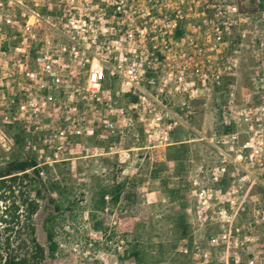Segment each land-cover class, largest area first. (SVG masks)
<instances>
[{"label": "rangeland", "instance_id": "374dc122", "mask_svg": "<svg viewBox=\"0 0 264 264\" xmlns=\"http://www.w3.org/2000/svg\"><path fill=\"white\" fill-rule=\"evenodd\" d=\"M229 1L239 5L242 15L225 54L237 48L238 66L193 103L190 128L172 132L171 145H187L180 165L166 160L173 156L171 145L147 143L138 122L108 140L96 136L64 144L55 140L52 145L46 130H28L19 119V101L9 96L4 79L7 61L22 39L19 24L25 17L19 4H0V10L18 15L15 27L0 23V163L31 158L45 168V198L34 222L39 242L48 247L44 222L57 212L49 197L58 195L63 206L58 214L57 264H126L121 257L135 242L156 264L232 263V249L228 253L226 245L217 246L215 240L236 214L239 225L251 220L259 192L252 175L257 173V159H264V6L255 0ZM124 181L137 194L135 201L105 213L97 210L101 191ZM49 182L56 183V192ZM233 190L238 192L231 194ZM92 211L96 220L108 221L107 233L94 229ZM122 211L135 218L129 241L116 231ZM181 214L189 225L184 240L178 230Z\"/></svg>", "mask_w": 264, "mask_h": 264}, {"label": "built area", "instance_id": "2783aa9c", "mask_svg": "<svg viewBox=\"0 0 264 264\" xmlns=\"http://www.w3.org/2000/svg\"><path fill=\"white\" fill-rule=\"evenodd\" d=\"M7 2L25 17L4 73L9 96L28 130H46L50 145L108 140L135 122L149 145H171L173 131L190 128L193 103L238 66L237 48L225 54L242 15L229 0H0ZM17 20L0 10V23ZM257 160L251 220L239 225L236 214L215 240L232 249L231 264H264V159Z\"/></svg>", "mask_w": 264, "mask_h": 264}, {"label": "trees", "instance_id": "16d2710c", "mask_svg": "<svg viewBox=\"0 0 264 264\" xmlns=\"http://www.w3.org/2000/svg\"><path fill=\"white\" fill-rule=\"evenodd\" d=\"M186 146V143L171 145L170 149L174 150V153L166 160L179 165L183 164ZM44 170L45 168L40 167L37 160L31 158L13 159L0 163V264L58 263L57 224L58 214L63 206L58 195L53 194L49 197L57 212L49 215L44 222L48 247L39 242L34 222L40 209V200L45 198L43 191L47 186L43 178ZM182 182H186L183 175ZM49 184L50 190L56 192V183L49 182ZM132 188L128 186V182L124 181L110 190L103 189L97 210L105 213L110 207L132 204L137 197ZM178 192L177 196L180 195V191ZM91 216L94 229L107 233L108 221L104 218L96 220L97 215L94 211L91 212ZM134 224L135 218L126 211L118 215L116 231L122 240L129 241ZM188 228L185 214L179 215L180 240L187 238ZM116 231L113 233L115 234ZM121 258L126 264H156L149 261L147 250L137 242L131 244Z\"/></svg>", "mask_w": 264, "mask_h": 264}]
</instances>
